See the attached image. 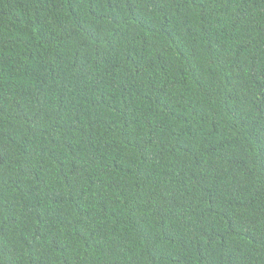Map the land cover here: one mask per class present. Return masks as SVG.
<instances>
[{
  "label": "trees",
  "instance_id": "trees-1",
  "mask_svg": "<svg viewBox=\"0 0 264 264\" xmlns=\"http://www.w3.org/2000/svg\"><path fill=\"white\" fill-rule=\"evenodd\" d=\"M0 264H264V0H0Z\"/></svg>",
  "mask_w": 264,
  "mask_h": 264
}]
</instances>
